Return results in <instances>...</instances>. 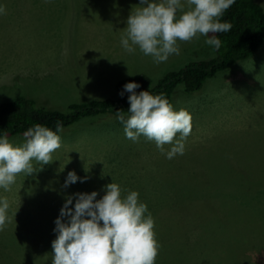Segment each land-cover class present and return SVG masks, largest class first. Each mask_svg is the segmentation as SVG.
<instances>
[{
  "label": "rangeland",
  "instance_id": "rangeland-1",
  "mask_svg": "<svg viewBox=\"0 0 264 264\" xmlns=\"http://www.w3.org/2000/svg\"><path fill=\"white\" fill-rule=\"evenodd\" d=\"M256 1L264 10V0ZM138 5L139 0H0L6 11L0 14V83L25 72L16 84L0 87V103L27 96L66 112L72 103L113 98L121 79L144 74L156 83L189 62L214 57L204 36L177 41L179 55L159 64L138 47L128 53L121 36ZM52 67L54 88L42 93L29 86L43 85L39 74ZM171 104L187 111L192 124L184 154L172 159L143 136L127 139L116 116L63 128L51 163L39 170L33 161L37 171L19 174L8 191L0 188L11 217L0 231V264H51L55 220L66 199L73 196L74 208V194L95 191L99 200L112 182L122 198L136 191L138 203L159 206L152 216L160 246L155 264H264V43L201 90L187 95L179 86ZM7 137L14 145L24 142L23 135ZM70 171L83 182L64 187ZM179 238L192 248L169 246Z\"/></svg>",
  "mask_w": 264,
  "mask_h": 264
},
{
  "label": "clouds",
  "instance_id": "clouds-1",
  "mask_svg": "<svg viewBox=\"0 0 264 264\" xmlns=\"http://www.w3.org/2000/svg\"><path fill=\"white\" fill-rule=\"evenodd\" d=\"M235 0H139V7L131 10L121 36V45L130 54L136 47L159 64L170 55H179L177 41L189 42L199 36L208 37L205 43L216 51L221 46L215 34L231 30L228 22L220 17ZM0 14H6L0 6ZM209 34H212L209 37ZM129 74V73H128ZM140 85L129 82L124 85L129 109L125 116L116 111L117 120L123 125L127 139L137 142L143 136L154 141L167 159L183 155L185 142L192 131L191 116L185 110L175 111L169 101L149 91H135ZM63 126L57 121L56 130L36 124L24 133V142L14 145L7 136L0 137V188L10 190L16 177L23 173L31 175L40 165L51 163L52 153L61 147ZM179 134V138H177ZM170 145V150H165ZM82 178L70 171L64 187ZM98 193H76L66 199L55 220L57 233L52 241L51 264H155L159 244L155 238L154 219L147 205L138 203V192L132 191L121 197V188L116 183L105 186V194L99 200ZM7 198H0V231L11 222ZM68 217L67 222L63 221ZM102 222V224H101Z\"/></svg>",
  "mask_w": 264,
  "mask_h": 264
},
{
  "label": "trees",
  "instance_id": "trees-1",
  "mask_svg": "<svg viewBox=\"0 0 264 264\" xmlns=\"http://www.w3.org/2000/svg\"><path fill=\"white\" fill-rule=\"evenodd\" d=\"M219 19L220 22L230 23L232 28L228 32L215 34L220 39L221 46L214 51L213 58L189 62L178 71L167 72L156 83L144 74L121 79L115 85L113 98L72 103L66 112L47 109L38 106L33 99L17 96L0 103V137L23 135L28 128L36 124L55 131L57 121L65 128L84 119L116 116V111L120 110L127 116L130 93L124 92L123 96L120 93L129 82L140 85V88L135 90L137 94L140 91H149L150 94L165 97L169 103L179 86L187 95L201 90L206 80L229 70L240 61L251 58L264 43V10L256 0H235ZM211 35L209 34V37ZM158 207L149 206L145 216L150 213L156 217ZM199 228L200 233L201 226ZM169 246L192 248L189 240L183 238L175 240Z\"/></svg>",
  "mask_w": 264,
  "mask_h": 264
},
{
  "label": "crops",
  "instance_id": "crops-1",
  "mask_svg": "<svg viewBox=\"0 0 264 264\" xmlns=\"http://www.w3.org/2000/svg\"><path fill=\"white\" fill-rule=\"evenodd\" d=\"M25 72H19L17 74H13V75H9L6 80H4V82L1 84L0 83V87L3 88V87H7L9 86V83L14 85L16 84L17 82L15 81V78L20 75V74H23ZM39 75H42L45 77V80H44V83L43 85H38L37 83L33 82L31 85H29L30 87H36L38 88V91L36 92H42L44 93V90L43 88H54V83L58 82V79L57 77L55 76L54 72H53V67L47 71V72H42L40 73ZM9 82V83H8ZM19 84V83H18ZM19 86H28L27 84H20ZM60 87H63V85L59 84L57 86V88H60ZM27 97V96H26ZM29 98V97H28ZM31 99V98H30ZM34 101L35 99L32 98ZM36 102V101H35ZM37 103V102H36ZM49 109H56L54 107H50Z\"/></svg>",
  "mask_w": 264,
  "mask_h": 264
}]
</instances>
